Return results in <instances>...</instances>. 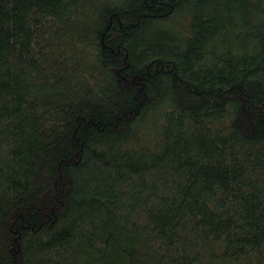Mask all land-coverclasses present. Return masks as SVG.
<instances>
[{"label":"trees","instance_id":"16d2710c","mask_svg":"<svg viewBox=\"0 0 264 264\" xmlns=\"http://www.w3.org/2000/svg\"><path fill=\"white\" fill-rule=\"evenodd\" d=\"M0 264H264V0H0Z\"/></svg>","mask_w":264,"mask_h":264}]
</instances>
